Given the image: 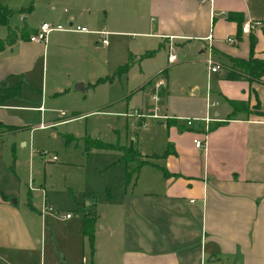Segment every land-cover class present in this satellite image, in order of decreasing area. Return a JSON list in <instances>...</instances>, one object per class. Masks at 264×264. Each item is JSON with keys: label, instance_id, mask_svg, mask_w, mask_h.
Masks as SVG:
<instances>
[{"label": "crops", "instance_id": "1", "mask_svg": "<svg viewBox=\"0 0 264 264\" xmlns=\"http://www.w3.org/2000/svg\"><path fill=\"white\" fill-rule=\"evenodd\" d=\"M30 1L31 8L25 9ZM0 2L14 9L8 22L0 23V39L12 31L10 41L0 42V264H264V113H260L264 111V81L228 75L231 58H247L252 40L254 55L264 58V0H150L156 14L150 16L154 27L142 34L156 37L158 46L142 43L143 47L130 49L128 43L126 55L117 58L107 35V42H102V35L94 30L104 29L110 35L128 31L121 26L93 27V0ZM247 19L261 23L253 22L249 32H242ZM42 21L79 23L91 31L53 29L42 40H30ZM209 32L214 56L222 64L211 73L205 61L208 40L202 38ZM164 35L173 36L174 62L167 61ZM229 35L236 42H228ZM99 44L107 52L103 57L91 52ZM150 49L156 50L145 54ZM158 51L166 54L167 63H156ZM180 62L201 65L199 73L189 76L188 89L183 82L178 88L169 87L168 65ZM126 63L127 69L116 75L128 81L139 79L128 87L126 97L146 93L154 105L145 113L166 116L124 114L141 127H146L147 118L164 119L170 136L161 151L134 144L140 159L146 161L129 175L127 169L137 161L129 159L126 164L119 149L115 164L123 166L114 185L104 178L96 193L84 187L74 191L80 215L67 229L72 246L83 249L87 238L85 209L93 208L97 214L89 257L79 258L76 250L63 258L59 253L46 256L38 245H42L43 225L52 212L43 217L34 202L44 191L41 204L51 205L53 199L44 186L52 187V179L44 165L39 178L43 182L35 184L40 175L32 153L35 133L49 130L56 136L57 132L66 145H77L82 136L64 125L80 116L76 109L79 93L94 92L112 82L117 69ZM163 68L165 84L156 87L162 75L154 76ZM203 68L204 89L198 82L205 74ZM111 72V80L98 81ZM155 91L157 101L152 97ZM211 100L216 103L210 114L217 118L210 121L206 133L179 118L205 116ZM230 100L245 102L250 108L258 105V112L234 111ZM195 136L205 138L203 148L194 145ZM169 147L173 151L163 154ZM51 159L58 160L57 156ZM64 183L72 192L67 179Z\"/></svg>", "mask_w": 264, "mask_h": 264}, {"label": "rangeland", "instance_id": "2", "mask_svg": "<svg viewBox=\"0 0 264 264\" xmlns=\"http://www.w3.org/2000/svg\"><path fill=\"white\" fill-rule=\"evenodd\" d=\"M5 1L20 5L19 3L22 0ZM93 8L90 12L93 27H103L105 25L108 28H119L121 26V28L128 31L126 35L106 34L109 38L111 52L115 58L126 55L128 43L130 49H134L136 45L141 48L143 47L142 43L150 45V47L155 46V48L158 46L156 37H148L142 34L150 31L152 26L154 27L150 16L156 14L151 10L150 0H93ZM91 52L99 57H103L107 53L100 44L98 48L94 46V50ZM155 57L158 65L167 63L165 53L158 51ZM200 71L201 65L196 63L180 62L168 65L169 87L178 88L180 82H183L186 84V89H188V80L191 79L189 76ZM119 72L123 71H117L112 82H106L104 85L97 87L94 92L79 93L76 109L80 116L64 125L67 131L82 136L79 138L77 145H66L64 139L57 132L56 136H51L49 130H38L35 133L34 152L32 153L36 155L38 160L35 170L38 169L40 172L39 176L36 175L35 184H39V178H42L44 174V165L47 174H50L52 179V187H44L48 191V197L53 199L51 203L53 210L43 225L42 245H38V249L42 246L46 256L58 255L59 253V256L63 258L65 253H74L75 250L79 258L81 255L90 256L91 246L89 240L84 239L83 249L80 246L76 248L71 244L73 237L67 233V229L80 215V208L74 201V191L84 187V189L88 188V193H91V191L96 193L95 189L101 188L100 183L104 178L110 180L114 185L115 176L119 173L121 165L123 166V163H120L121 165L115 164V161L120 159L119 148L112 145H98L96 142L101 141L116 144V146L119 144L121 146L137 144L138 147L152 149L150 150L152 152L154 149L161 151L170 136L169 128L163 123L164 119L147 118L146 127H141L137 125L132 116L124 114L126 111H133L136 107L141 112H146L150 107L152 108L154 101L146 93H143L142 96L126 97L125 92L128 87L131 83L132 85L137 84L139 79L128 81L122 77L119 78L116 75ZM204 73V76L201 73L202 77L198 79L203 89L207 81L206 72L204 71ZM112 75L114 76V72L103 77L106 80H111ZM164 84L165 81L160 86ZM162 89L163 87L159 88V91L161 92ZM111 100L113 102L105 104ZM247 107L248 111L256 110V106L250 108L247 105ZM133 135L135 136L134 139L132 138ZM52 155L57 156L58 162L51 159ZM129 157H132L131 160L135 161V159L141 158V154L139 151L129 152ZM65 179H67L68 184L72 185V192L65 185ZM43 192L39 193L36 202H34L40 208ZM102 193H106V190H102ZM66 212L73 215L71 219L66 218ZM40 225L39 222L38 230ZM35 260L36 256H34Z\"/></svg>", "mask_w": 264, "mask_h": 264}, {"label": "built area", "instance_id": "3", "mask_svg": "<svg viewBox=\"0 0 264 264\" xmlns=\"http://www.w3.org/2000/svg\"><path fill=\"white\" fill-rule=\"evenodd\" d=\"M200 1H205V0H200ZM211 1V0H210ZM256 23L259 24L261 23L260 20H255V21H250L249 19L245 20L242 23V32H249L252 26V23ZM53 29H60V30H70V31H91V29H89L86 25L83 24H73L70 23L68 25H62V24H53L49 21H42L37 29L32 32L29 35V39L30 40H42L46 37V34ZM96 32H98L99 34L102 35V42H107V38H106V34H107V30L101 29V30H94ZM167 40H166V48H167V61L170 62H174L177 60V54L175 51V42L173 41V36L172 35H164ZM208 40V46H207V56L205 58L206 61V67H207V72L211 73V72H216L218 71L221 67L222 64L220 61H218L215 56H214V52H213V47H212V43L211 40L213 38L212 33L209 32L206 36L202 37ZM227 41L234 43L236 42V37L233 35H229L227 36ZM165 78L164 76H160L156 83L155 86L158 87L160 86L163 82H164ZM152 97L157 101L158 100V94L157 91H155L152 95ZM216 103V101H209L207 102V114L205 116H197V117H189V116H184V117H179V118H183L186 120V124L190 127H196L198 129H200V131L202 130L204 133H206L209 129V123L212 120H215L217 117L215 115L210 114V107L212 105H214ZM155 110L158 109L157 103L155 105ZM126 114L128 115H136L138 118H142V117H146V116H166L165 114H159L155 111H153L152 113H145V112H141L138 109H134L133 111H129L126 112ZM146 122L143 121V125ZM193 143L196 147H201L203 148L205 146V138L203 137H198L195 136L193 137ZM52 158H56V155H52ZM53 210L52 206L50 204H48L46 201H43L42 206L40 208V214L44 217L47 213L51 212ZM70 212H66L65 216H69Z\"/></svg>", "mask_w": 264, "mask_h": 264}, {"label": "trees", "instance_id": "4", "mask_svg": "<svg viewBox=\"0 0 264 264\" xmlns=\"http://www.w3.org/2000/svg\"><path fill=\"white\" fill-rule=\"evenodd\" d=\"M32 6V2L25 7V9H30ZM21 9V8H20ZM14 12V9H11L10 7L6 6L5 4L0 2V23H7L10 15ZM12 36V31L9 33V35L5 39H0L1 41H10V38ZM253 45L254 40L251 41L250 44V54L247 58L242 57H232V65L228 69V75L233 78H239V77H245L249 80H255V81H261L263 82V76H264V58L255 56L253 53ZM156 49H150L145 51V54L151 55L155 52ZM128 64L122 65L120 68L117 69V71H124L127 69ZM162 75L165 77L166 75V68H163L159 73L155 74L154 77L157 75ZM105 78H100L98 81H102ZM161 88V87H160ZM160 92V91H159ZM163 92V89L160 93ZM230 103L233 107V110H239V109H247V105L245 102H239L235 100H230ZM257 105V104H256ZM258 108V105L256 106ZM258 112V110H256ZM264 113V111L260 112ZM98 145H112L114 147L119 148L122 150V156L121 160L125 161L127 164L129 159H132V157H129V152H137L138 150L131 144L127 146H121L120 144L116 146V144H108L105 142L98 141L96 142ZM173 151V149L167 148L163 152V154H167L169 152ZM137 161L136 165L133 166L131 169H127V175H129L130 172L136 171L139 167V165L146 161V159H135ZM97 214L93 208L85 209L83 214V233L87 236V239L89 240L90 244H92L93 240V233H94V223L96 220Z\"/></svg>", "mask_w": 264, "mask_h": 264}]
</instances>
